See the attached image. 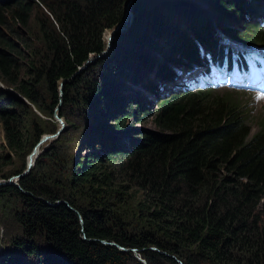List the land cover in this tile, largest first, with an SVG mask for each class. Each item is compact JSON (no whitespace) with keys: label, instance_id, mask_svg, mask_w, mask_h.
Returning a JSON list of instances; mask_svg holds the SVG:
<instances>
[{"label":"trees","instance_id":"obj_1","mask_svg":"<svg viewBox=\"0 0 264 264\" xmlns=\"http://www.w3.org/2000/svg\"><path fill=\"white\" fill-rule=\"evenodd\" d=\"M126 1L0 0V85L15 94L0 90V179L56 131L46 119L60 97L67 126L17 186H0V225L15 229L0 264H142L131 249L145 264H264V119L250 134L241 101L208 82L262 68L217 33L264 61V0H133L132 26L75 75ZM195 68L203 89H168L155 130L135 131L150 112L135 87L156 99Z\"/></svg>","mask_w":264,"mask_h":264},{"label":"rangeland","instance_id":"obj_2","mask_svg":"<svg viewBox=\"0 0 264 264\" xmlns=\"http://www.w3.org/2000/svg\"><path fill=\"white\" fill-rule=\"evenodd\" d=\"M130 1L131 0H127L126 3L124 4L123 11H122V14H121V17H120L121 18L120 22L122 21L123 15L125 14V11L127 9V6L129 5ZM204 8H207L206 5H205ZM120 22H118V23H120ZM231 23H233V22H231ZM131 26H132V23H131L130 26L126 27L125 29L127 30ZM111 30H113V29H111ZM111 30L106 31V33L103 35L104 48H103L102 51H104L106 49V37L109 36V33H110ZM119 30H121V28H119ZM126 30L124 32L123 31L122 32L119 31V32L120 33H125ZM191 37H192V35L190 37H188V38H191ZM217 37H220V41L222 42L223 37H222V35L220 33H217ZM223 40H224V42L228 43V40H226L225 38ZM228 44H227V46H228ZM231 47L234 48V49H237V50H241V51L245 50V55H248L250 58H251V56H255V57L259 58V50L258 49L254 50V48H247V47L238 46V45H234V46H231ZM110 48H111V46H110ZM110 48H109L108 52L111 53V49ZM108 52H107V54H108ZM105 56H103L102 58H99L97 60L103 59V58H105ZM174 56H175V54H174ZM95 62L92 61L91 63H89L85 67V69L88 68L89 66L93 65ZM173 65L174 64H170L169 63L168 67L172 68V67H174ZM85 69L79 70L78 73H81ZM182 71H184V70H182ZM182 71L179 72L178 78H176L174 81L170 82L167 85L166 84L163 85L162 89H160L159 92H158L159 97L156 98V99H154V95L150 94L149 92H145L144 93V90H141L139 88L140 86H137V88H138V90L136 89L137 92L145 94L144 98L146 99V101L150 102L148 105H146L150 112L146 113L144 116H142L140 118V121H139L138 125L133 126L134 129H136L135 131H137L138 133H141V132L144 131V129L145 130H150V131L155 130V128H154V126H153V124L151 122V115H152V112H154V110H155V105H156L157 99L164 98V97L169 95L168 89L173 88L177 84H180V86L182 88H186V87L190 86V87H195V88H198V89H203V86L196 85V82H195V79L198 78V76H199V74L201 72V68L193 69L190 72V74H189V72H182ZM182 73H185V74L182 75ZM211 77L213 79L212 84H214L213 87L211 88L212 89V94L221 95V94H224L225 92L228 93V92L232 91V94L231 93H229V94H231V95L235 94L237 99H239L241 101L242 105L245 106V111L247 112V115H248L246 124L249 127L250 134L255 133L257 131V129H258V125L260 124L259 120L260 119H264V87H262V82L264 81V79H262V82H259L258 84L249 86L246 89L241 90L240 86H241L242 83H232L230 81H227L225 78L223 79L221 76L215 77V72L214 71H211ZM148 78L150 80H152V83L153 82L157 83L159 81L158 79L154 78V75H153L152 72L150 73ZM246 80H247V76H244L243 82H246ZM181 87L176 86V89H179ZM0 90L8 91L11 94L15 95L10 89H5L1 85H0ZM58 95H59V97L61 96V94H59V93H58ZM59 100H61V97H60ZM136 102H139V101H136ZM61 103L62 102L60 101V106H59L58 110L56 111V113L59 112L60 107H61ZM139 103H141V102H139ZM53 113H54V111H53ZM129 121H133L132 118H129ZM46 122L49 123V124L51 122H53L55 124L56 128L57 129L59 128V123L57 122V120L54 117L52 119H46ZM106 123H109V121H107ZM63 125H64L63 131H65L67 126L64 123H63ZM77 134L78 133H74V134L69 133V136L72 139L71 146L74 144V142H75V140L77 138ZM45 135H49V134H45ZM0 137H1V132H0ZM47 143L44 144L43 148L46 147ZM43 148H42V151H43ZM75 149L74 150H75V155H76L78 153V150H77L76 147H75ZM79 154H82V152H80ZM26 158H27V155H19V157L13 159V161H12L10 166L4 167L2 169V172H8L9 170L19 168L21 162L25 166ZM1 181L2 180L0 179V182ZM15 181H13V183H15ZM14 231H15V229L11 230V227H8L7 229H3V227L0 225V253L1 254H2L3 251H5V250L8 251V249L10 248V245L12 244V243H10V239H11L10 237L12 236L11 233L14 232ZM14 253L15 252H13L12 254H14ZM5 254H7V253H5ZM10 254H11V252L8 254V256L10 258L7 259V261H9L10 259L13 260V257L15 256V255H13V257H12ZM132 254L135 257V259L138 260L137 258H139V257L137 256V254L135 252H133V251H132ZM164 255H167V254L164 253Z\"/></svg>","mask_w":264,"mask_h":264},{"label":"water","instance_id":"obj_3","mask_svg":"<svg viewBox=\"0 0 264 264\" xmlns=\"http://www.w3.org/2000/svg\"><path fill=\"white\" fill-rule=\"evenodd\" d=\"M132 2V0L129 2V5L130 3ZM129 5L127 6V9L129 8ZM126 14H127V10L125 11V14L123 15V18H122V21L120 23H118L117 25L114 26L113 30L110 31L109 33V36L106 37V49L104 51H101L99 54L97 55H94V56H90L88 58V60L81 66V68H79V70H82V69H85V67L91 63L92 61L95 62L97 59L99 58H102L103 56L107 55V52L110 48V43H111V40L113 39V35L118 32L119 30V27L121 26V24H123V22H128L129 18L126 19ZM128 16V15H127ZM122 30V29H121ZM120 31V30H119ZM78 70V71H79ZM78 71L75 73V75L78 74ZM64 84V82H60L58 84V93L61 94V91H62V85ZM60 101H58V104L56 106V108L54 109V113H53V117L57 120V122L59 123V128L56 129V131L53 133V134H49V135H43L40 137V139L35 143V145L32 147L30 153H29V156L27 155V158H26V164H25V169L23 170V172L20 174V175H17V176H13V177H10L9 179H7L6 181H1L0 182V186H5V185H15L17 186L16 184V181L17 179H19L20 177L28 174L29 170L33 167V164L35 162V159L37 158V156L39 155V153L42 151V147L40 148V150L37 152V153H34L35 149L37 147H40L43 143L45 142H50V141H53L56 139V137L63 131V128H64V125L62 123V121L58 118L57 116V113L56 111L58 110L59 106H60ZM32 154H34V157L31 158ZM16 180V181H15ZM13 181H15V183H13ZM27 195V194H26ZM81 221V219H80ZM101 243L104 244V245H115L119 250L121 251H126L127 249L122 247V246H119V245H116L114 242H107V241H104V240H101ZM133 252H135L137 254V256L139 258H137L142 264H145V261L143 259L140 258V256L138 255V253L134 250V249H131ZM179 264H181L179 262Z\"/></svg>","mask_w":264,"mask_h":264},{"label":"bare ground","instance_id":"obj_4","mask_svg":"<svg viewBox=\"0 0 264 264\" xmlns=\"http://www.w3.org/2000/svg\"><path fill=\"white\" fill-rule=\"evenodd\" d=\"M132 1H133V0H132ZM131 9H132V5L130 4L129 8L126 9V10H127L126 19L129 18V20H128V22H123V24H121V26H120L119 28H121L122 30H120V32H122V31L124 32V31L126 30L125 28L128 27V26H130L131 23H132V21H133V14H132ZM127 15H128V16H127ZM120 32L118 31V32H116V33L113 35V39L111 40L110 45H112L113 40L115 39V36H116L117 34H119ZM110 49H111V48H110ZM108 54H109V52H108ZM139 88H140L141 90H144V88H142L141 86H140ZM135 89L138 90L137 87H135ZM45 143H47V142H45ZM45 143H43L40 147H37V148L35 149L34 153H37V152L40 150L41 147L43 148V146H44ZM28 156H29V155H28ZM33 157H34V154H32L31 158H33Z\"/></svg>","mask_w":264,"mask_h":264}]
</instances>
